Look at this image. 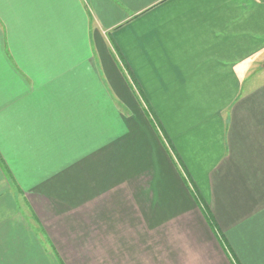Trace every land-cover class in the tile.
Returning <instances> with one entry per match:
<instances>
[{"label": "crops", "instance_id": "1", "mask_svg": "<svg viewBox=\"0 0 264 264\" xmlns=\"http://www.w3.org/2000/svg\"><path fill=\"white\" fill-rule=\"evenodd\" d=\"M0 264H264V0H0Z\"/></svg>", "mask_w": 264, "mask_h": 264}, {"label": "rangeland", "instance_id": "2", "mask_svg": "<svg viewBox=\"0 0 264 264\" xmlns=\"http://www.w3.org/2000/svg\"><path fill=\"white\" fill-rule=\"evenodd\" d=\"M30 223H31V225H33V229L37 231V226H36L35 222H34V221H30ZM38 231H39V230H38ZM37 233L39 234V237H40L41 240H44V239H45V238H44V235H43L40 231L37 232ZM45 245H46V247H47L49 250H52V248H51V246H50L48 240H47V244H45Z\"/></svg>", "mask_w": 264, "mask_h": 264}]
</instances>
